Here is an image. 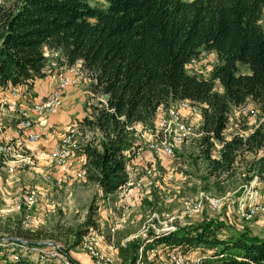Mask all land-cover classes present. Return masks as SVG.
Here are the masks:
<instances>
[{
    "label": "trees",
    "instance_id": "trees-1",
    "mask_svg": "<svg viewBox=\"0 0 264 264\" xmlns=\"http://www.w3.org/2000/svg\"><path fill=\"white\" fill-rule=\"evenodd\" d=\"M263 7L264 0H3L0 88L29 89L44 76V47L57 51L68 66L81 62L92 79V94L104 96L77 121L99 133L97 141L85 142L81 154L86 179L103 194L115 193L128 181L137 126L153 128L158 108L180 99L200 108V151L208 171L232 172L240 154L264 150L261 124L245 135H223L237 106L252 100L264 110ZM202 51L216 54L206 76L185 67ZM214 141L223 142L219 157ZM256 171L264 172V154ZM151 234L144 251L148 246L186 254L206 249L216 255L215 264H264V235L213 219ZM17 243L22 246L11 254L0 245V264H54L51 257H31L36 242ZM117 247L126 262L125 249ZM135 258L132 254L128 264Z\"/></svg>",
    "mask_w": 264,
    "mask_h": 264
},
{
    "label": "rangeland",
    "instance_id": "rangeland-1",
    "mask_svg": "<svg viewBox=\"0 0 264 264\" xmlns=\"http://www.w3.org/2000/svg\"><path fill=\"white\" fill-rule=\"evenodd\" d=\"M262 16L264 23V7ZM208 53L200 52L199 56L203 63L200 62L197 66L191 65L190 61L187 62L185 65L187 70L190 73L206 76L210 71V65L212 67L209 61L211 56ZM214 55L216 58L215 52ZM47 56V66L50 63L49 68L51 61L63 63L62 70L56 73L57 82L60 73L68 72L70 68L84 74L76 85H69L62 90L61 105L65 91L73 88L84 96L76 113L83 110L86 112V116L90 114L92 107L98 105L99 101H104L103 95L92 94L90 91L92 79L81 62L77 61L68 66L59 53ZM241 71L247 72L248 68L242 65ZM216 87L221 90L219 84ZM47 95L38 101L45 99ZM248 104L259 111V125L264 127V110L252 100H248ZM61 105L55 113L45 116V118L58 113ZM4 106L0 109V127L8 128L7 130L11 132L18 124L20 117L10 114ZM16 114L20 115V113ZM23 115L26 114L23 113ZM45 118L41 119L42 123H46ZM75 123L76 127L73 123L64 128L61 133L62 135L72 130L74 135L73 154L70 163L65 167H53L50 165L49 157L43 156L42 159H39L30 154L27 146L22 144L23 141L16 142V136L10 133L7 139L2 140L12 144L14 150L12 155L6 158L0 157V160L7 162L8 171L15 173L12 180L19 183V185L10 187V190L0 197V240L7 243L14 242L4 246L8 254L19 247L17 242L27 240L43 246H49L51 243L58 244L70 256L74 254L82 261L89 259L94 263L84 243L91 237H95L99 242L100 250H116L114 259L110 256L113 264H128L132 254L136 257L133 264L137 263L138 258L143 259L145 264H167L166 248L148 246L144 251V245L152 243L151 233L161 234L213 219L233 229L248 231L252 235H264L263 211L250 219L241 216L242 206L260 201L264 194L262 182L258 185L253 183L264 150L240 154L232 172L211 173L208 171L200 151L199 141L203 131L192 128L194 135L181 142L172 143L174 157L165 154L154 155L145 148L149 151V157L146 158L142 153V162H140H145L147 168L142 166V175L141 171L137 173L135 168L140 163L128 160L127 185L125 184L113 194L106 195L99 190L95 183L88 181L84 173H78L79 167H82L83 164L82 146L89 139L95 138L97 141L99 133L79 126L77 121ZM46 125L49 127L47 123ZM142 128L141 125L137 126L138 141L139 130ZM253 128V121L242 115L238 108H234L230 113V119L223 135L225 138H230L234 134L245 135ZM49 131L52 132L50 127ZM58 138L50 141V144L47 145L48 149ZM214 143L217 146L220 142L214 141ZM168 159H170L171 165H175V168L169 173L168 169L164 168V161H168ZM148 169L151 170L150 173L146 172ZM151 172H153V175L150 176L152 183L144 184L147 178L150 179L148 174ZM135 175L136 178H134ZM140 175L144 178L143 182H140ZM17 176L18 179L15 180ZM34 183L37 185L36 199L33 203L26 204L24 195L28 187ZM125 187L127 190L124 196L122 189ZM254 188L257 190L255 196L252 194L255 192ZM199 192L220 197L222 202L220 207L213 210L208 203H205L207 201L201 200L203 206L192 210L193 201L188 202V198L198 195ZM16 196L19 198L16 199ZM90 221H94V224L90 225ZM136 244L138 247L134 249ZM119 245L125 249L124 253L128 257L126 262L120 257L117 247ZM193 252L209 253L206 249L190 251V253ZM31 257L43 260L34 252ZM208 264H215V262L213 259H209Z\"/></svg>",
    "mask_w": 264,
    "mask_h": 264
},
{
    "label": "built area",
    "instance_id": "built-area-1",
    "mask_svg": "<svg viewBox=\"0 0 264 264\" xmlns=\"http://www.w3.org/2000/svg\"><path fill=\"white\" fill-rule=\"evenodd\" d=\"M3 0H0V3ZM202 58L197 56L190 60L191 65L197 66ZM211 61V64H213ZM203 63V62H202ZM193 73V72H191ZM84 74L82 72H77L73 68H70L68 72H61L57 85L55 88L47 95V97L41 101L31 102V108L33 110L36 118L43 119L45 116L55 113L61 105V94L62 90L69 85H76ZM11 92L15 97L21 96L20 92L15 88L11 87ZM236 108L239 109L242 115L247 116L254 123V127L259 125L260 118L258 117L259 111L248 103H243ZM194 117H196L194 119ZM230 119V117H229ZM195 122V123H194ZM194 123V126L192 124ZM202 117L199 106L189 99L176 100L173 104L160 107L153 121V128L143 127L139 130V141L137 146L134 148V154L131 161L134 163H140L142 158V151L147 148L154 155L165 154L174 157V149L172 143L181 142L188 139L194 135L192 128H197L201 131ZM36 124L33 118L26 115L20 116L18 120V125L20 128L26 130V137L29 141H41L43 144H50V131L46 123H38L35 130H30L32 126ZM76 127V123H74ZM242 135V134H240ZM73 132L72 130L63 133L57 141L50 145L49 158L50 165L53 167H65L70 163L71 156L73 154ZM223 142L217 144L214 151V155L219 157ZM14 147L7 141H0V157H8L13 154ZM145 169H147L145 167ZM150 169L146 172L150 173ZM78 173L83 174V167H79ZM149 177L153 175L148 174ZM170 177V175H169ZM171 178V177H170ZM128 182V181H127ZM126 182V185H127ZM262 182V187L264 190V172L256 174L254 177V184L258 185ZM150 185L152 183L150 179H146L144 184ZM139 184V183H137ZM255 192H252L253 196L257 194L256 188ZM127 188L122 189V193L126 195ZM37 196V185L34 183L28 187L26 194L24 195L25 203L31 204L34 202ZM16 199L19 196L15 197ZM256 198V197H255ZM195 199V200H194ZM205 200L210 208L216 210L221 205V198L218 196H209L203 192H199L198 195L188 198V202L193 201L192 210L201 208ZM264 212V194H262L260 201H254L248 205L242 206L241 216L245 219H250L254 217L259 212ZM21 242V241H20ZM9 243L1 241V246H6ZM18 246H22L17 243ZM90 257L93 259L94 264H113L110 255L104 253L99 249V242L95 237H91L84 243ZM30 250L39 255L40 259H45L51 257L54 264H73L65 251H63L58 244L51 243L49 246L39 245L38 243L32 244ZM167 264H208L209 259H214L216 255L210 253H181L176 251V249L166 248ZM136 264H145L144 260L138 258ZM163 264V263H161Z\"/></svg>",
    "mask_w": 264,
    "mask_h": 264
},
{
    "label": "crops",
    "instance_id": "crops-1",
    "mask_svg": "<svg viewBox=\"0 0 264 264\" xmlns=\"http://www.w3.org/2000/svg\"><path fill=\"white\" fill-rule=\"evenodd\" d=\"M260 22L264 27L263 16L261 17ZM44 51L46 55L49 54L50 56H53L54 54H58L57 51H51L47 47H44ZM208 54L211 56L209 58L210 59L209 61L211 62L212 60H214L213 61V64H214L216 61V58H214L215 57L214 52H209ZM51 62L53 63L54 61H51ZM52 63H51L50 68H49L50 63L48 66H46L44 76L33 80V83L29 89H27L25 85L15 86V88L19 90V92L22 94L20 98H16L12 95L11 93L12 86L8 85L5 88H0V109L1 107L5 105L4 107L7 108L10 114L16 117H20L23 115V113H25L26 115L33 118L36 121V124L32 126L30 130H35L38 126V123L43 121L40 118H36V116L34 115L31 105H30L31 102L42 99L45 95H47L55 87L56 82H57L56 73L61 71L62 68L64 67L63 63L59 64L56 61L53 64ZM209 68H211V65ZM74 89L75 88L68 89L65 91L63 95V102H62L61 109L59 110V112L54 114L53 116L45 118V122L49 125L52 131L50 132L51 133L50 141L57 139L61 135L64 128L72 125L76 121L81 120V118H83L86 114V112L83 110H80L78 113H76L77 109L81 106V102L84 96H82L80 91H75ZM79 94H81V96H79ZM16 113H20V115L18 116ZM7 129L8 128L0 129V140L1 141L3 139H7L10 133L11 135L16 136L17 138L16 142H20V140L23 141L22 144L27 146L30 154H33L35 157H38L39 159H42L43 156L49 157L48 146L43 144L41 141H29L25 135L26 130L20 128L18 124H16V127L11 132ZM142 153L143 155L146 156V158L149 157V151L147 149H144ZM83 161H84V156L82 155V163ZM141 162L139 166L135 168L137 169V173L141 171V175H142L143 173L142 166L143 168H145L146 165H145V162L144 163H141ZM1 163L2 165L0 166V197L4 196L6 192L10 190V187L19 185V183L12 180V176L15 175V173H11L8 171L7 165H6L7 162H5V160L4 161L0 160V164ZM177 164H179V162H177ZM164 168L168 169L167 171L169 173L170 171L173 170V168H175V165H171V161L170 159H168V161H164ZM134 178H136V175ZM17 179H18V176L15 178V180ZM143 181H144V178L141 176L140 182H143ZM103 251L109 254L110 256H112L114 259L116 250H109V249L105 250L104 249ZM71 256L76 261H78L80 264H94L89 259L88 261L87 260L82 261L78 259L74 254H72Z\"/></svg>",
    "mask_w": 264,
    "mask_h": 264
}]
</instances>
